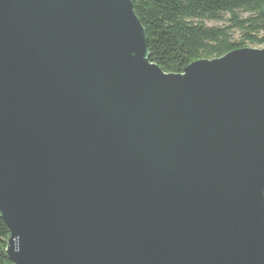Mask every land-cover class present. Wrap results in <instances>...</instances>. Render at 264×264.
<instances>
[{
	"label": "water",
	"instance_id": "obj_1",
	"mask_svg": "<svg viewBox=\"0 0 264 264\" xmlns=\"http://www.w3.org/2000/svg\"><path fill=\"white\" fill-rule=\"evenodd\" d=\"M146 45L131 0H0L10 264H264V48Z\"/></svg>",
	"mask_w": 264,
	"mask_h": 264
},
{
	"label": "trees",
	"instance_id": "obj_2",
	"mask_svg": "<svg viewBox=\"0 0 264 264\" xmlns=\"http://www.w3.org/2000/svg\"><path fill=\"white\" fill-rule=\"evenodd\" d=\"M147 40L149 61L180 74L200 60L245 48H264V0H131ZM220 22L222 26H207ZM9 230L0 215V264Z\"/></svg>",
	"mask_w": 264,
	"mask_h": 264
},
{
	"label": "rangeland",
	"instance_id": "obj_3",
	"mask_svg": "<svg viewBox=\"0 0 264 264\" xmlns=\"http://www.w3.org/2000/svg\"><path fill=\"white\" fill-rule=\"evenodd\" d=\"M205 24L207 26H222L223 23H220V22H205ZM254 49H258V48H254Z\"/></svg>",
	"mask_w": 264,
	"mask_h": 264
}]
</instances>
